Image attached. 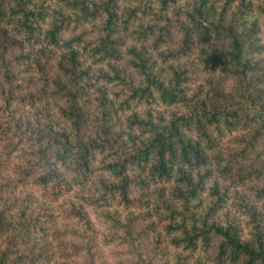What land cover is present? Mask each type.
I'll return each mask as SVG.
<instances>
[{"label":"trees","instance_id":"obj_1","mask_svg":"<svg viewBox=\"0 0 264 264\" xmlns=\"http://www.w3.org/2000/svg\"><path fill=\"white\" fill-rule=\"evenodd\" d=\"M89 210L128 264H264V0H0V264H95Z\"/></svg>","mask_w":264,"mask_h":264},{"label":"rangeland","instance_id":"obj_2","mask_svg":"<svg viewBox=\"0 0 264 264\" xmlns=\"http://www.w3.org/2000/svg\"><path fill=\"white\" fill-rule=\"evenodd\" d=\"M31 189L28 188V187H23V186H18L15 188V191L14 193L12 194V197L13 199L16 200L17 203H20L22 197H23V194L24 193H31ZM33 193V192H32ZM31 193V194H32ZM34 194V193H33ZM32 194V195H33ZM65 201L63 200H60L58 202V204H61ZM90 211V210H89ZM91 213V216L95 222V226L96 228L99 229V237L97 239V245H98V255L96 256L95 258V264H128L127 262V256L124 255L123 253V250L121 249V247H119V249H116V248H112V247H115L113 246L112 244V247L107 244V243H104L103 241V237L109 240L111 237L110 236H107L105 232H107L108 230L105 228L106 227V224H102L99 222L98 220V216H97V212L96 211H90ZM64 224H66V226L69 224V222H64ZM64 224L61 225L62 228H64L65 230H63V234L61 236H63L62 238H64V240H73L75 238L74 234H72L71 232L68 231V228H65ZM58 240H54L55 243L59 242L61 239L60 238H57ZM61 249V248H60ZM58 248V252L56 255H58L59 253H61L62 251ZM124 249V248H123ZM63 257V256H61ZM82 258V257H80ZM65 259H68V258H64L63 260ZM62 260V258H61ZM127 261V262H126Z\"/></svg>","mask_w":264,"mask_h":264}]
</instances>
